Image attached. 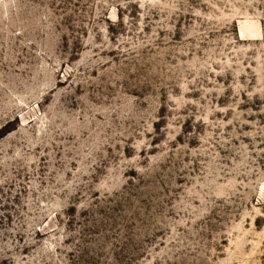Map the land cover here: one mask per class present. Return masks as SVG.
Listing matches in <instances>:
<instances>
[{"label": "rangeland", "instance_id": "1", "mask_svg": "<svg viewBox=\"0 0 264 264\" xmlns=\"http://www.w3.org/2000/svg\"><path fill=\"white\" fill-rule=\"evenodd\" d=\"M0 264H264V0H0Z\"/></svg>", "mask_w": 264, "mask_h": 264}]
</instances>
